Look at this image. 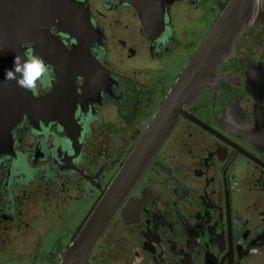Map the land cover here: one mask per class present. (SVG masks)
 Here are the masks:
<instances>
[{
	"label": "flooded vegetation",
	"instance_id": "af4514ba",
	"mask_svg": "<svg viewBox=\"0 0 264 264\" xmlns=\"http://www.w3.org/2000/svg\"><path fill=\"white\" fill-rule=\"evenodd\" d=\"M231 2L69 0L20 42L0 26V264H59L127 169L90 264H264V18L130 167ZM28 48L50 87L5 79Z\"/></svg>",
	"mask_w": 264,
	"mask_h": 264
},
{
	"label": "water",
	"instance_id": "95a60500",
	"mask_svg": "<svg viewBox=\"0 0 264 264\" xmlns=\"http://www.w3.org/2000/svg\"><path fill=\"white\" fill-rule=\"evenodd\" d=\"M68 5L69 0H0V26L13 25L20 42L26 39L31 31L40 33L38 28L44 23L39 18L51 16L52 12L61 11L58 15L68 20ZM260 5L262 0L255 7L254 0H232L184 69L169 94L162 113L152 123L150 131L141 138L130 167L139 162L140 153L155 152L159 148L182 113V107L193 102L213 80L220 63L231 55L242 32L248 26L262 23L264 11ZM41 33L43 34V31ZM138 175L128 181L129 169L121 173L115 185L90 216L79 238L73 240L62 253V261L59 264H90L91 252L114 219L129 184L132 185Z\"/></svg>",
	"mask_w": 264,
	"mask_h": 264
},
{
	"label": "clouds",
	"instance_id": "9594fccd",
	"mask_svg": "<svg viewBox=\"0 0 264 264\" xmlns=\"http://www.w3.org/2000/svg\"><path fill=\"white\" fill-rule=\"evenodd\" d=\"M260 0H254V7ZM264 8V5H260ZM259 9L257 10V15ZM6 80H15L18 87L27 91H35L38 83L51 86L49 69L42 56L34 49L28 48L24 51L23 57L18 53L14 58V69L6 70Z\"/></svg>",
	"mask_w": 264,
	"mask_h": 264
}]
</instances>
